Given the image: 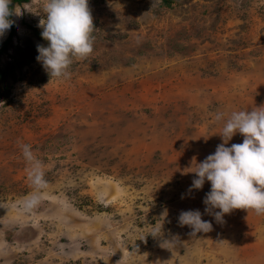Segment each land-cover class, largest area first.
<instances>
[{
    "label": "rangeland",
    "instance_id": "obj_1",
    "mask_svg": "<svg viewBox=\"0 0 264 264\" xmlns=\"http://www.w3.org/2000/svg\"><path fill=\"white\" fill-rule=\"evenodd\" d=\"M17 5L0 37V264H264V215L219 223L210 182L188 191L228 116L264 105V0H89L94 50L66 80L36 59L43 0ZM25 144L46 181L31 208ZM197 209L213 228L191 235L178 217Z\"/></svg>",
    "mask_w": 264,
    "mask_h": 264
},
{
    "label": "clouds",
    "instance_id": "obj_2",
    "mask_svg": "<svg viewBox=\"0 0 264 264\" xmlns=\"http://www.w3.org/2000/svg\"><path fill=\"white\" fill-rule=\"evenodd\" d=\"M12 0H0V37H3L14 24L11 16H21L18 5L11 7ZM31 12V11H30ZM41 19L38 27L48 46L38 45L39 55L50 79H70V68L74 62L87 59L94 50L95 26L89 7V0H43ZM217 121L224 120L223 113H217ZM239 133L243 142H228ZM214 153L202 162L196 163L195 177L189 192L200 190L206 181L211 188L203 203L204 214L223 223L226 214L235 209L252 210L264 215V105L251 110L233 111L224 122ZM23 156L31 165L29 179L36 188L26 204L35 207L40 202L39 190L46 185L42 164L35 157L30 145H22ZM182 198H184L182 196ZM218 210V211H217ZM180 226L192 229L191 235L212 231L211 221L202 219L200 210L181 211L178 217ZM162 227L153 235L161 234ZM176 238L164 243L175 244Z\"/></svg>",
    "mask_w": 264,
    "mask_h": 264
},
{
    "label": "trees",
    "instance_id": "obj_3",
    "mask_svg": "<svg viewBox=\"0 0 264 264\" xmlns=\"http://www.w3.org/2000/svg\"><path fill=\"white\" fill-rule=\"evenodd\" d=\"M28 0H12V5H11V7H13V4L14 3H17V4H19V3H22V2H27ZM160 1V3L163 5V6H166V7H169V6H171L172 4H175L178 0H159ZM11 19V18H10ZM14 30V24L12 25V27H11V31H13ZM10 37L11 36H9L2 44H1V46H0V52H2L4 49H5V47H6V45H7V43L10 41Z\"/></svg>",
    "mask_w": 264,
    "mask_h": 264
}]
</instances>
